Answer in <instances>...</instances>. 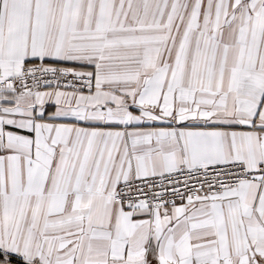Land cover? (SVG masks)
Listing matches in <instances>:
<instances>
[{"label": "snow or ice", "instance_id": "6c2138e0", "mask_svg": "<svg viewBox=\"0 0 264 264\" xmlns=\"http://www.w3.org/2000/svg\"><path fill=\"white\" fill-rule=\"evenodd\" d=\"M0 264H264V0H0Z\"/></svg>", "mask_w": 264, "mask_h": 264}]
</instances>
